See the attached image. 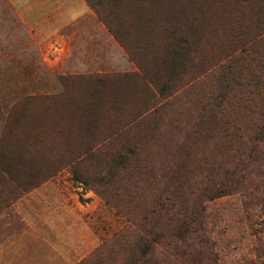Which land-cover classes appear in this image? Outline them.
<instances>
[{
    "label": "rangeland",
    "instance_id": "obj_1",
    "mask_svg": "<svg viewBox=\"0 0 264 264\" xmlns=\"http://www.w3.org/2000/svg\"><path fill=\"white\" fill-rule=\"evenodd\" d=\"M27 1L0 0V216L9 234L36 232L45 264H121L155 202L181 187L209 241L201 264H264V163L247 159L234 112L218 105L222 67L234 71L240 57L223 36L228 0H153L139 19L124 6L114 29L127 51L83 0L92 16L68 31L66 58L65 45L55 51L24 30L16 8ZM189 6L200 11L195 32ZM177 39L189 51L179 61L169 46ZM257 121L244 112V139ZM27 215L34 223L21 221Z\"/></svg>",
    "mask_w": 264,
    "mask_h": 264
},
{
    "label": "trees",
    "instance_id": "obj_2",
    "mask_svg": "<svg viewBox=\"0 0 264 264\" xmlns=\"http://www.w3.org/2000/svg\"><path fill=\"white\" fill-rule=\"evenodd\" d=\"M86 1L125 51L127 49L121 38L118 37V30L116 33V29H114V22L120 14L119 11L124 6L132 9L128 12L136 14V19L153 13V0ZM255 4L257 7H254ZM188 5L194 4L191 2ZM174 6L172 3L168 8L174 10ZM189 9L191 11L188 18L190 32H195L200 11L198 7L193 8V6H189ZM222 9V15L226 18L223 36L234 44L236 47L234 53L239 52L240 57H237L238 65L234 71L230 65L222 67L227 73H220L222 74V83L219 85V91H221L219 110L221 111V108L226 110L225 102H228L234 112L235 138L241 145L244 141L246 142L247 152L245 155L247 159H250L253 165L259 166L264 163V0H228L226 4H223ZM139 23L142 24V22ZM181 28H174V31L177 32L173 31L170 36L175 38L176 33L181 35ZM186 35L191 38L198 37V35L188 32ZM169 46L174 60L179 61V56H187L186 53L181 54L183 53L181 50L189 53L188 50L183 49L186 46L188 48L186 40L177 39ZM191 51L195 54L196 50L190 48ZM244 61H247L245 64L248 65L247 73H243L241 70L243 69L241 62L244 63ZM173 66H178V63L173 62ZM191 69L193 70V67ZM190 78L194 79L193 74ZM230 92L231 97L228 94ZM244 112H248L258 120L257 123H254V127L250 128V133L245 139L242 125ZM221 118L224 119V115ZM180 189L181 187H176L165 200L160 197L155 202L151 212L153 216H146L142 219L141 232L143 235L139 234L136 238V250L126 254L121 260V264H164L165 262L169 264H201L202 251L209 244L206 230L201 213L192 210L187 201L177 194ZM220 190L217 192L222 193L223 191ZM211 191L212 189L205 188L201 195L205 196ZM163 197H165L164 194ZM157 248L163 250L162 262H156L153 259Z\"/></svg>",
    "mask_w": 264,
    "mask_h": 264
},
{
    "label": "crops",
    "instance_id": "obj_3",
    "mask_svg": "<svg viewBox=\"0 0 264 264\" xmlns=\"http://www.w3.org/2000/svg\"><path fill=\"white\" fill-rule=\"evenodd\" d=\"M16 13L21 14L24 30L29 37L38 39L46 36V46L53 47L55 51H58L59 45H65V58L69 55L74 41V35L68 31L79 20L92 16L83 0H28L21 6L20 11L16 8ZM65 30L66 33L63 34ZM6 216H0V227L3 226L2 221L7 223L5 235L0 231V264H45V257H40L43 251L40 250L41 243L36 239L37 233L21 230L17 236H11ZM8 218L13 221V215ZM21 221L25 224L34 223L35 218L27 215L26 218L21 217ZM30 248L32 249L29 250ZM30 254L33 257L30 258Z\"/></svg>",
    "mask_w": 264,
    "mask_h": 264
}]
</instances>
